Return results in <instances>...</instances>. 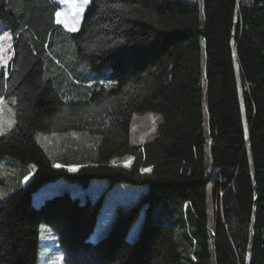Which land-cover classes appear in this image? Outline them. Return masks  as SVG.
<instances>
[{
	"label": "trees",
	"instance_id": "16d2710c",
	"mask_svg": "<svg viewBox=\"0 0 264 264\" xmlns=\"http://www.w3.org/2000/svg\"><path fill=\"white\" fill-rule=\"evenodd\" d=\"M60 10L0 0L13 41L0 100L14 108L0 161L15 158L26 179L0 193V264H36L41 224L57 233L63 264H264V0H89L76 33L56 23ZM145 113L162 121L136 146L132 118ZM70 131L100 137L76 170L51 162L35 138ZM61 180L146 190L116 206L110 234L94 243L104 194L33 203Z\"/></svg>",
	"mask_w": 264,
	"mask_h": 264
},
{
	"label": "rangeland",
	"instance_id": "374dc122",
	"mask_svg": "<svg viewBox=\"0 0 264 264\" xmlns=\"http://www.w3.org/2000/svg\"><path fill=\"white\" fill-rule=\"evenodd\" d=\"M190 4L202 6V0H187ZM61 10L58 12V24L66 31L76 33L79 31L84 13L89 5V0H58ZM7 34V35H6ZM13 57V41L7 27L0 21V73L7 70L8 64ZM202 66L204 68V59ZM12 101H5L0 105V136L8 132L14 125V108ZM162 116L157 113L136 114L132 118L131 143L141 146L145 142L153 140L157 136L158 125ZM35 138L40 148L44 151L51 162L73 165L70 169L76 170L77 165L92 161L98 153L100 137L85 131L70 132H37ZM18 161L11 156H4L0 161V175L5 178L4 184L0 185V193L5 198L11 189L21 181L22 169L18 168ZM115 164L128 166V159L119 158ZM36 171L34 165L25 167L26 174ZM108 184L102 181H93L87 187L64 180L43 186L33 195V203L41 204L47 198L64 192H70L81 198L89 197L97 201L103 194L104 202L99 213L97 224L91 235V240L97 243L108 236L113 228L115 208L122 205L131 208L141 200L144 187H131L122 184L116 185L107 191ZM3 189L6 193L4 196ZM160 207H157L159 209ZM145 213L142 212L126 235L129 241H136L143 225ZM40 240L38 248V260L36 264H63L62 250L57 233L41 224L39 227ZM122 264V263H114Z\"/></svg>",
	"mask_w": 264,
	"mask_h": 264
},
{
	"label": "crops",
	"instance_id": "0c3cea01",
	"mask_svg": "<svg viewBox=\"0 0 264 264\" xmlns=\"http://www.w3.org/2000/svg\"><path fill=\"white\" fill-rule=\"evenodd\" d=\"M54 2L56 3V4H58V0H54ZM59 5V4H58ZM59 20H58V13H57V15H56V23L58 22ZM58 24V23H57ZM59 25V24H58ZM5 101L4 100H0V105L2 104V103H4ZM12 107H13V103H12ZM128 161H130L131 162V160H128ZM24 181H26V179L24 180Z\"/></svg>",
	"mask_w": 264,
	"mask_h": 264
},
{
	"label": "snow or ice",
	"instance_id": "6c2138e0",
	"mask_svg": "<svg viewBox=\"0 0 264 264\" xmlns=\"http://www.w3.org/2000/svg\"><path fill=\"white\" fill-rule=\"evenodd\" d=\"M7 35V34H6Z\"/></svg>",
	"mask_w": 264,
	"mask_h": 264
}]
</instances>
